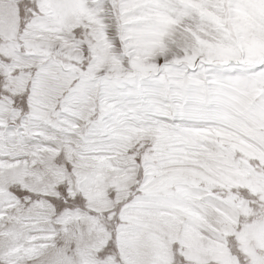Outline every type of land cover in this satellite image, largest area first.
I'll return each instance as SVG.
<instances>
[{
    "label": "snow or ice",
    "instance_id": "obj_1",
    "mask_svg": "<svg viewBox=\"0 0 264 264\" xmlns=\"http://www.w3.org/2000/svg\"><path fill=\"white\" fill-rule=\"evenodd\" d=\"M0 264H264V0H0Z\"/></svg>",
    "mask_w": 264,
    "mask_h": 264
}]
</instances>
